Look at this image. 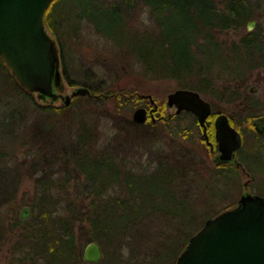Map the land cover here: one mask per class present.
<instances>
[{
  "label": "trees",
  "instance_id": "obj_1",
  "mask_svg": "<svg viewBox=\"0 0 264 264\" xmlns=\"http://www.w3.org/2000/svg\"><path fill=\"white\" fill-rule=\"evenodd\" d=\"M62 3L63 0H52L44 14L47 28L61 44L66 22L55 11ZM137 4L146 14L139 23L134 20ZM76 6L77 20L91 24L97 33L114 39L124 49L126 57L131 56L140 64L141 71L137 74L142 77L173 79L178 87L209 92L229 102L240 99L239 111L228 115L243 137L245 128L240 125L242 121L236 119V114L250 126L253 119L264 112L262 101L254 93L241 90L248 79L247 74L264 63V37L257 29L244 30L238 39L228 40L220 36L224 30L245 27L249 19L259 17L264 12V0H78ZM91 11H95L96 17L90 14ZM125 26L129 27L126 34ZM80 28L77 24L72 36H76ZM65 58L61 51L62 75L67 84L85 85L94 95H76L68 105L47 103L38 106L47 112V116L36 122L39 124L31 123L30 130L27 128L30 132L25 133L21 141V145L27 146L23 161L31 168L37 166L40 172L30 203L32 215L28 219L19 217L18 204L8 189L5 162L10 153L1 146L3 140L17 134V128L6 129L4 136H0V257L3 248L10 243V254L16 259L14 264H41L43 261L98 264L83 258L84 247L81 245L92 240H97L106 250V246L113 245L111 257L125 261L124 248H133L137 241L132 227L138 228L157 207L146 209L142 203L144 193L139 190V185L133 184L132 177L137 171H143L144 176L152 175L154 170H159L156 168L164 170L167 166L176 170L172 178L182 175L177 162L169 161L164 155L160 158L167 160H160L157 164L159 159L155 158L151 167L149 158L135 167L134 155L127 149L122 150L126 148L124 140H127L123 136L129 134L126 125L143 128L145 124L122 115L131 111L135 90H116L108 87L102 79L95 83L93 76L97 72L92 73L87 68L82 70L84 78L72 77L67 71ZM4 68L9 77L6 78L15 81L31 101L34 93L18 83L7 65ZM138 98L148 102L147 97ZM110 99L114 107V114L109 113L110 118L121 126L114 133L117 136L114 144L111 140L102 143L94 120L84 111L73 109L74 105L100 107ZM162 106L158 104L157 110L160 111ZM3 110L6 116L8 108ZM65 110L68 132L58 133L53 130L56 123L47 120ZM216 112L214 110L212 115ZM17 115L23 113L14 112L5 119L12 122ZM164 119L166 123L170 121L168 117ZM25 121L21 117L18 122L26 126L29 123ZM156 124V121L151 123L152 126ZM181 131L184 136H189L192 128L185 127ZM254 132L258 139H264L256 130ZM35 133L40 136L36 137ZM207 133L212 139L210 127ZM34 146H37L35 151ZM252 147L258 150L255 144ZM133 159L131 163L129 160ZM140 213L144 217L141 220Z\"/></svg>",
  "mask_w": 264,
  "mask_h": 264
},
{
  "label": "rangeland",
  "instance_id": "obj_2",
  "mask_svg": "<svg viewBox=\"0 0 264 264\" xmlns=\"http://www.w3.org/2000/svg\"><path fill=\"white\" fill-rule=\"evenodd\" d=\"M76 1L78 0H63L61 6L56 7L58 10L55 13L59 17L63 16L66 22L65 35L61 39L62 44L48 29L56 40L59 55L61 51L65 54L67 71L72 77L84 78L82 70L87 68L92 70V73L97 72L93 76L95 83L102 79L108 83V87L116 90L123 88L135 90L136 98L132 102L134 105L131 111L122 114L133 122L135 121L132 119V112L136 106L144 105L147 109L153 106L149 99L146 102V100L138 98V93H151L157 104H163L160 111L157 109L154 111L157 124L152 126V120L148 115L147 120L143 122L145 123L143 128H137L133 124L126 125L129 134L123 136L127 140H124L126 148H122V150L127 149L128 153L134 155L135 162H137L135 167L139 166L140 161L148 160L147 158L151 159L150 167L153 166L155 158L159 159L157 164L160 160L168 159L172 162L175 160L180 172L182 171V175L176 178H172V174L176 170L170 166L164 170L158 167L156 169L159 170H154L152 175L144 176L143 171H137L132 178L133 184L139 185V190L144 193L142 203L146 205V209L155 205L157 207L150 218H145V222L140 223L138 228L137 226L132 227L137 241L133 248H124L123 257L127 260L120 261L118 258L111 257L114 253L113 245L106 246L107 250L101 245L103 257L98 261V264H173L190 235L201 227L207 217L213 216L227 207L236 206L237 200L245 189L244 182L249 176L241 169L236 170L213 161L210 148L206 146V142L202 138V128L194 122L193 115L182 113L177 118L173 117V113L169 116L174 108L166 106V98L169 92L178 87L175 80L150 79L137 74L138 71H141L140 64L138 65L132 60L133 57H126L124 49L114 39L97 33L91 24L81 21V19L77 20ZM136 6L138 7L134 20L139 23L140 19L146 17V14L139 4ZM90 14L96 17L95 11H91ZM249 20H254L251 27L248 25ZM249 20L245 27L224 30L220 32V36L228 40L238 39L244 30L257 29L264 37V12L259 17ZM77 24L81 28L77 31L76 36H72L71 33ZM125 28L126 34L129 27L125 26ZM131 43L129 42V44ZM4 65H6L5 62L0 59V98L4 101L0 100V136H4L6 129L10 128L12 130L17 128V134L13 133L14 135L9 136L7 140H3L1 146L4 151L7 150L8 154L10 153L5 162V177L8 189L18 204L19 214L24 205L30 206L35 194L36 179L40 175L37 166L31 168L29 163L23 161V158L27 156L25 152L27 146L21 145L22 137L25 133L30 132L27 128L30 130L31 123L39 124L36 122L47 116V112L40 110V106L47 103L58 104L61 100L41 99L34 93L30 101L16 86L15 81L6 78L8 77L7 71L5 68L2 69ZM60 69L63 71L61 62ZM247 75L248 79L242 85L241 90L244 93H254L264 105V63L251 70ZM62 77L60 86H62L61 92L63 93L71 92L76 86L82 85H69L67 79L63 75ZM251 87L253 91L250 90ZM200 93L212 103L216 111L227 114L235 113L241 106L240 99L229 102L209 92ZM6 100L10 104H6ZM111 100L100 107L89 108L88 105L83 107L74 105L73 109L78 108L84 111L83 113L88 118L94 120L102 143L111 140L114 144L117 137L114 136V133L121 126L110 118L109 113L114 114ZM4 108H8L6 116L14 112L23 113V115H17L12 122H9L8 118L7 122ZM66 113L65 110L47 120L56 123L54 131L68 132L65 126L68 121ZM236 115V119L242 121L240 125L245 128L243 131L244 145L240 148L238 155L245 168L254 176V179L249 183V191L264 195V139H258L254 132L253 122L249 126L243 122L241 115L239 117V114ZM21 117H24L29 124L26 126L20 124L18 121ZM164 117H168L170 121L164 122ZM213 117L214 115H211V120ZM185 127L192 128L189 136H184L181 131ZM48 129L49 127L46 128V131ZM35 136L39 137L40 134L35 133ZM128 144L131 146L129 147ZM254 144L258 146V150L253 149L252 145ZM36 147L34 146V151ZM163 155L167 156V159L160 158L164 157ZM134 159L129 161L132 163ZM171 178L172 182L170 183ZM143 218L140 213L139 220ZM86 244L84 243L81 247H85ZM9 248L10 243L3 248L0 264H14L16 261L10 254ZM45 263L43 261L41 264ZM82 264L89 263L83 261Z\"/></svg>",
  "mask_w": 264,
  "mask_h": 264
},
{
  "label": "water",
  "instance_id": "obj_3",
  "mask_svg": "<svg viewBox=\"0 0 264 264\" xmlns=\"http://www.w3.org/2000/svg\"><path fill=\"white\" fill-rule=\"evenodd\" d=\"M51 2L0 0V57L27 91L36 93L41 99H60L61 104L68 105L76 95L94 94L85 85H78L68 93L61 92L63 77L59 49L44 21L45 11ZM253 23L254 20H249V27ZM138 96L147 97L153 106L150 109L144 105L136 106L132 119L143 123L149 115L155 121L154 111L158 104L152 94L138 93ZM166 106H175V112L186 109L195 113L202 126V136L209 141L205 120L212 106L200 91L177 87L167 94ZM214 123L219 157L223 161L230 160L242 144L241 132L230 123L225 112L219 113ZM253 124L264 137V112L253 119ZM30 216V206L24 205L19 217L24 220ZM102 257L103 249L97 240L85 245V261L98 262ZM173 264H264V195L245 192L236 206L207 217L190 235Z\"/></svg>",
  "mask_w": 264,
  "mask_h": 264
},
{
  "label": "flooded vegetation",
  "instance_id": "obj_4",
  "mask_svg": "<svg viewBox=\"0 0 264 264\" xmlns=\"http://www.w3.org/2000/svg\"><path fill=\"white\" fill-rule=\"evenodd\" d=\"M211 106H212V108H211V112H210V114L207 116V118H206V120H205V122H206V131H207V129H208V127H210V130H211V133H212V139L210 138V135L207 133V135H208V140L209 141H207L205 138H204V140H205V142L208 144V146H209V148H210V151H211V153H212V159H213V161L216 163V164H224V165H229V166H231V167H233V168H235L236 170H242V171H245V173L249 176V178L244 182V187H245V189L243 190V192L241 193V195L243 194V193H245V192H250V193H255V192H252V191H249V183L251 182V180L252 179H254V176H252L251 174H250V172L245 168V166H244V164H243V161L240 159V157H239V155H238V153H239V150H240V148L242 147V145H243V140H244V137H243V133H242V131L236 126V125H234V123L230 120V118H229V120H230V123L235 127V128H237L240 132H241V136H242V144H241V146L235 151V154H234V157L232 158V159H230V160H227V161H223V160H221L220 159V157H219V154H220V152H219V150L217 149V141H216V138H215V123H214V121H215V118H216V116L219 114V113H222L221 111H217L215 114H214V117H213V119L211 120V115L213 114V111H214V108H213V105H212V103H211ZM171 108H174V110H175V106L174 107H171ZM191 113L192 115H194L195 116V118L197 119V116H196V114L195 113H193L192 111H190V110H186V109H182L180 112H175V111H173L172 112V114L174 113V114H178V115H180V114H182V113ZM171 114V115H172ZM228 115V114H227ZM229 116V115H228ZM197 121H198V119H197ZM200 125V124H199ZM201 126V125H200ZM201 128H202V126H201ZM203 137V136H202ZM248 188V189H247ZM240 195V196H241ZM238 204V200H237V202H236V205ZM235 206V205H234ZM227 208H230V207H227ZM227 208H225V209H227ZM224 210V209H223Z\"/></svg>",
  "mask_w": 264,
  "mask_h": 264
},
{
  "label": "bare ground",
  "instance_id": "obj_5",
  "mask_svg": "<svg viewBox=\"0 0 264 264\" xmlns=\"http://www.w3.org/2000/svg\"><path fill=\"white\" fill-rule=\"evenodd\" d=\"M138 123V122H137Z\"/></svg>",
  "mask_w": 264,
  "mask_h": 264
}]
</instances>
